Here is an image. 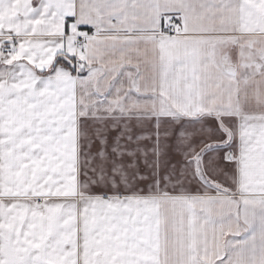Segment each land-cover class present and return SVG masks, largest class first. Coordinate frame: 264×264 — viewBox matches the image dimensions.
Here are the masks:
<instances>
[{"label":"snow or ice","instance_id":"obj_1","mask_svg":"<svg viewBox=\"0 0 264 264\" xmlns=\"http://www.w3.org/2000/svg\"><path fill=\"white\" fill-rule=\"evenodd\" d=\"M0 264H264V0H0Z\"/></svg>","mask_w":264,"mask_h":264}]
</instances>
